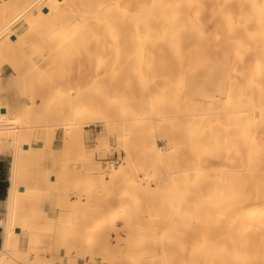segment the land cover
Returning a JSON list of instances; mask_svg holds the SVG:
<instances>
[{"label": "bare ground", "instance_id": "6f19581e", "mask_svg": "<svg viewBox=\"0 0 264 264\" xmlns=\"http://www.w3.org/2000/svg\"><path fill=\"white\" fill-rule=\"evenodd\" d=\"M15 81L11 109L2 93ZM97 119L107 137L89 150ZM110 136L126 166L101 172L90 165L109 157ZM7 150L0 264H44L42 219L71 250L96 230L118 234L127 206L132 225L158 193L172 214L146 211L131 264H264V0H0ZM74 177L104 187L84 195ZM100 192L111 204L94 203Z\"/></svg>", "mask_w": 264, "mask_h": 264}, {"label": "rangeland", "instance_id": "374dc122", "mask_svg": "<svg viewBox=\"0 0 264 264\" xmlns=\"http://www.w3.org/2000/svg\"><path fill=\"white\" fill-rule=\"evenodd\" d=\"M57 81L67 84L68 82L73 81V79H57ZM158 88L159 87H156L153 91H157ZM19 89H20V86L19 84H17L16 81L12 82L11 84L6 83L4 86L2 95L4 96L7 103H9V107L11 109L14 106L13 101L15 102L17 100L15 98L17 97L16 93L18 92ZM221 90H222V87H221ZM209 93L217 97L220 95V92L217 89H212L210 87H209ZM197 124H198L197 122H194V123L192 122L191 126L198 127ZM89 130L90 129H88L87 131L88 138L86 139V143H87L86 145L88 146L87 148L89 150L93 148L96 149V143L98 142V140L99 142L100 141L105 142V141H102L101 139L107 137V132L103 129V126L99 119L95 121L94 126L91 127L90 131ZM176 141H177L176 136L172 137L171 142H176ZM107 142L110 144V148H111V151L107 152L109 157L104 160L96 159L94 164L90 166H93L94 168L98 169L101 172L104 168L105 162H113L112 167L114 169H117V168L120 169L121 166H126V164L122 165L121 159L119 158V157H124L125 155L121 150L119 154L117 150V142L115 140V137L113 136L108 137ZM157 144L158 146L163 147L165 145V142L161 140V138L158 136ZM11 154H12L11 150H7L3 154L1 153L2 158L5 160L4 163L6 165L7 173L9 172V167L11 163ZM43 175L44 174H41L39 172L37 173V177L42 183V184H39V190L37 194L39 201L43 200L41 198V195H42L41 191L44 188L45 182H46ZM108 180H109V177H108ZM107 181L105 184H107ZM70 182L72 185V189L80 190V192L83 189L84 195L87 194V191L84 188H90L91 190H94L93 189L94 187L100 190L104 187L100 183H96L93 185H91L90 183H85V186L79 185L78 180L75 177L71 180H68V183ZM118 193L119 192L115 194H118ZM169 198L170 197H164L163 194H160V193H158V195H155L154 197L150 196L147 198H142L140 201L141 202L140 207L132 215L134 216V219L132 220V225H124L127 222H121V220H125L131 213V210L127 206L126 209L122 213H119L117 220H116L117 222L116 227L119 228L118 234L117 232L115 233V231L107 234L105 231L109 229L110 227L104 228L103 230L102 229L96 230L93 235H90L88 237H85L84 239L79 240L72 247L71 250L69 249L66 250L67 247H64L62 243L63 240L61 238L59 237L53 238L49 236L51 234V227L50 228L45 227L43 224V219H42L40 233H42L41 234L42 235L41 245L44 248L42 249V254L39 260L44 262V264H89L92 261L96 262V264H110L109 260L107 259V257L109 256L111 259L114 260V261L113 260L111 261L112 264H131L133 263L131 260V256H137L139 254H142L141 247L135 246L134 244L133 245L130 244V239H132L133 237H136L139 232H143L142 227L148 224L147 222L148 213L146 211H150L152 209L156 210V208L162 209L163 207L161 212H159L160 217H162V215L166 216V215L172 214V211L169 208H170L171 200L173 198H171V200ZM71 199L72 201L75 200L76 196H73V198ZM93 199H94V203L96 204L102 201H107V202L109 201V204H111L110 202L111 199L109 195L105 193L100 192L99 194L94 196ZM82 201L83 202L86 201L85 197L83 198ZM41 213H42L41 216L46 217V215L49 212L47 213V211H44V212L40 211V214ZM4 214H5V205H4V202H2L0 203V221L5 219ZM54 214L55 215L53 217L56 220L57 213L55 212ZM174 214H177V212ZM159 216L158 218H160ZM83 222L84 224H86V226H88L90 223V218L85 217ZM105 226H107V223H104L103 227ZM165 226L167 227V225ZM172 230H173L172 226H168L165 229V232L168 233L169 231L171 232ZM1 231L2 229H0V236H1ZM162 233L163 231L159 234V236H161ZM114 241L121 242L127 246L122 253L118 249L110 248L112 246V242ZM148 244H149L148 247H151L152 243H148ZM20 264H27V262L24 261L23 263H20Z\"/></svg>", "mask_w": 264, "mask_h": 264}, {"label": "crops", "instance_id": "0c3cea01", "mask_svg": "<svg viewBox=\"0 0 264 264\" xmlns=\"http://www.w3.org/2000/svg\"><path fill=\"white\" fill-rule=\"evenodd\" d=\"M4 161L5 160L2 158V155L0 153V203H2L6 198L7 188H8V184H9V182H8L9 172L7 173L6 165H5ZM9 169H10V167H9ZM0 246H1V237H0Z\"/></svg>", "mask_w": 264, "mask_h": 264}, {"label": "water", "instance_id": "95a60500", "mask_svg": "<svg viewBox=\"0 0 264 264\" xmlns=\"http://www.w3.org/2000/svg\"><path fill=\"white\" fill-rule=\"evenodd\" d=\"M19 190H20V191H23V188L21 187ZM16 231L19 232V230H16Z\"/></svg>", "mask_w": 264, "mask_h": 264}, {"label": "trees", "instance_id": "16d2710c", "mask_svg": "<svg viewBox=\"0 0 264 264\" xmlns=\"http://www.w3.org/2000/svg\"><path fill=\"white\" fill-rule=\"evenodd\" d=\"M4 191V190H3Z\"/></svg>", "mask_w": 264, "mask_h": 264}]
</instances>
